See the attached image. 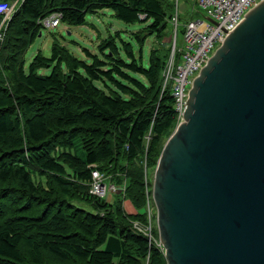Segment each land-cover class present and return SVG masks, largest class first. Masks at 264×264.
Instances as JSON below:
<instances>
[{
	"label": "trees",
	"instance_id": "obj_1",
	"mask_svg": "<svg viewBox=\"0 0 264 264\" xmlns=\"http://www.w3.org/2000/svg\"><path fill=\"white\" fill-rule=\"evenodd\" d=\"M175 5L17 0L0 17V264H167L148 217L146 170L156 167L178 120L173 82L163 76L171 43L162 41ZM103 8L125 23L149 21L132 33L138 53L108 35L97 44L100 55L82 48L83 59L54 38L50 56L38 51L25 69L40 19L59 11L61 23L81 25ZM148 36L159 42L144 63ZM94 168L117 187L113 201L90 192ZM126 199L134 213L124 209Z\"/></svg>",
	"mask_w": 264,
	"mask_h": 264
},
{
	"label": "water",
	"instance_id": "obj_2",
	"mask_svg": "<svg viewBox=\"0 0 264 264\" xmlns=\"http://www.w3.org/2000/svg\"><path fill=\"white\" fill-rule=\"evenodd\" d=\"M151 197L167 264H264V1L194 77Z\"/></svg>",
	"mask_w": 264,
	"mask_h": 264
},
{
	"label": "built area",
	"instance_id": "obj_3",
	"mask_svg": "<svg viewBox=\"0 0 264 264\" xmlns=\"http://www.w3.org/2000/svg\"><path fill=\"white\" fill-rule=\"evenodd\" d=\"M175 4L178 0H174ZM204 10L201 17H190L185 21L182 34V48L176 47V29L178 25V9L171 19L174 26L171 52L165 65L164 84L173 82L172 95L174 108L177 111V121L181 120L186 106L188 91L194 77L206 64L210 56L223 40L256 5L264 0H194ZM0 1V17L2 21L8 18L15 3ZM177 6V4L175 5ZM144 19V14L138 15ZM61 13L53 12L38 21L43 27L54 28L60 24ZM117 187L106 181L105 175L98 169L91 170L90 192L98 197H104L108 192H114ZM150 236V224L145 228Z\"/></svg>",
	"mask_w": 264,
	"mask_h": 264
},
{
	"label": "rangeland",
	"instance_id": "obj_4",
	"mask_svg": "<svg viewBox=\"0 0 264 264\" xmlns=\"http://www.w3.org/2000/svg\"><path fill=\"white\" fill-rule=\"evenodd\" d=\"M176 4L177 6L175 7H177L178 9V29L176 36V47L182 48L183 43L180 28L190 17H201L202 14H204L205 10L194 0H178ZM148 23L149 21H136L133 23H125L116 18L110 8H103L94 14H87L85 16L84 23L81 25H68L60 22V24L54 28L43 27L40 30V35L35 38V40L27 47L24 53V67L25 69H27L32 57L38 51H40L44 56H50L51 44L54 38L57 39L61 44L68 47L77 57L83 59H86L87 57L82 48H86L91 53L100 55L97 49V44L101 39L107 37L108 35H114L115 41L118 45H121L122 40L133 43L135 52L138 53L139 46L136 44V39L133 37L132 33L144 28V26H146ZM173 27L174 26L170 24L167 25L168 36H165L163 38L162 41L164 43H171L172 34L174 32ZM68 31L70 32L69 34L67 33ZM158 42L159 40L155 36H148L145 39L141 47L144 63L147 60L150 48L152 46H158ZM49 72L50 69L39 70V73L41 74H48ZM181 121L182 117L181 120L177 121L171 133ZM166 140L167 137L162 142L163 145ZM77 153L81 155L82 150L77 149ZM154 169L155 168H148L146 170L148 180L151 183L150 190L152 189ZM117 192L118 189L114 192H108L104 196V198L108 201H113L116 198ZM122 205L128 213L135 212V209L129 200H124ZM147 212L150 220L152 217L154 218L152 223L156 225V209L152 201V197L151 202L148 201L147 203Z\"/></svg>",
	"mask_w": 264,
	"mask_h": 264
},
{
	"label": "crops",
	"instance_id": "obj_5",
	"mask_svg": "<svg viewBox=\"0 0 264 264\" xmlns=\"http://www.w3.org/2000/svg\"><path fill=\"white\" fill-rule=\"evenodd\" d=\"M70 33V32H69Z\"/></svg>",
	"mask_w": 264,
	"mask_h": 264
}]
</instances>
